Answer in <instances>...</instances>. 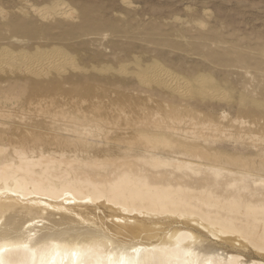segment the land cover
<instances>
[{
	"label": "rangeland",
	"instance_id": "rangeland-1",
	"mask_svg": "<svg viewBox=\"0 0 264 264\" xmlns=\"http://www.w3.org/2000/svg\"><path fill=\"white\" fill-rule=\"evenodd\" d=\"M0 52V167L62 151L97 180L264 198V0H0Z\"/></svg>",
	"mask_w": 264,
	"mask_h": 264
},
{
	"label": "bare ground",
	"instance_id": "bare-ground-1",
	"mask_svg": "<svg viewBox=\"0 0 264 264\" xmlns=\"http://www.w3.org/2000/svg\"><path fill=\"white\" fill-rule=\"evenodd\" d=\"M47 152L16 148V162L0 167V264H264V198L195 192L129 168L97 180L76 173L77 159Z\"/></svg>",
	"mask_w": 264,
	"mask_h": 264
},
{
	"label": "snow or ice",
	"instance_id": "snow-or-ice-1",
	"mask_svg": "<svg viewBox=\"0 0 264 264\" xmlns=\"http://www.w3.org/2000/svg\"><path fill=\"white\" fill-rule=\"evenodd\" d=\"M38 242V241H37ZM262 251H264V249H261ZM3 249L0 248V252H2ZM122 264H124V262L122 261ZM240 264H247V261H241Z\"/></svg>",
	"mask_w": 264,
	"mask_h": 264
}]
</instances>
